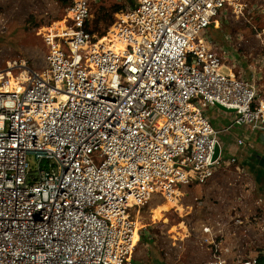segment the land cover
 <instances>
[{"label":"built area","instance_id":"obj_1","mask_svg":"<svg viewBox=\"0 0 264 264\" xmlns=\"http://www.w3.org/2000/svg\"><path fill=\"white\" fill-rule=\"evenodd\" d=\"M239 1L132 0L97 37L93 0H71L62 30L46 27L45 68L20 63L19 88L0 86V264H131L134 212L234 164L220 134L246 130L236 145L248 147L264 134L259 85L225 73L233 51L208 43ZM216 103L233 110L220 130ZM218 237L202 227L203 264H264V244L229 262Z\"/></svg>","mask_w":264,"mask_h":264},{"label":"rangeland","instance_id":"obj_2","mask_svg":"<svg viewBox=\"0 0 264 264\" xmlns=\"http://www.w3.org/2000/svg\"><path fill=\"white\" fill-rule=\"evenodd\" d=\"M65 1L0 0V86L7 81V73L14 78L19 75L20 63L24 62L28 69L36 72L45 68L47 49L40 34L46 27L62 25L71 0ZM130 1L93 0L90 29L97 37L108 31L110 22H114L116 14ZM239 2L243 5L242 13L229 8L207 28L208 43L210 47L232 48L233 58L238 63H226L223 71L253 79L264 98V47L257 37L264 33V0ZM116 9L119 10L114 13ZM230 64L234 67L230 68ZM207 114L211 118L216 110ZM224 114L233 116V113ZM247 142L251 143L250 136ZM236 156L238 160L234 164L217 172L207 184L179 187L178 195L173 196L177 207L160 212L159 207L166 200L154 195L133 213V219L140 225V235L137 242L136 238L134 240L136 247L131 264L151 261L203 264L210 254L201 244L204 226H211L220 235L217 240L222 238L223 248H228L229 254L223 255L229 262L260 249L264 244V164L259 163L257 154L253 159L240 152ZM29 164L35 168L33 158L29 159Z\"/></svg>","mask_w":264,"mask_h":264},{"label":"crops","instance_id":"obj_3","mask_svg":"<svg viewBox=\"0 0 264 264\" xmlns=\"http://www.w3.org/2000/svg\"><path fill=\"white\" fill-rule=\"evenodd\" d=\"M223 49L232 52V50H231L232 48H230V47L229 48L226 47V48H223ZM238 73L239 72H237V74ZM240 74L241 73H239V75ZM244 79H246V78H244ZM214 110H216V114L213 115L211 118L208 117L211 120V123H213L214 128L217 129V130H220V129H223V128L227 127L230 124L232 118L230 116L225 115L224 114L225 112L219 110L216 107L208 108L206 110V115L209 116L207 114V112L209 111V112L213 113ZM219 114H221L222 116L219 115ZM245 131L246 130H242V129H234L231 132V134H230V132L229 133H222L221 134L222 137L220 138V140H221V144L223 146V150L225 152V155L227 157H229V156H235L236 157V161L238 160L237 159V156H236L238 152H240V155H242V156L244 155V157H247L248 156L249 159H253V157H254L255 154H257L259 156V159L260 158L261 159H264V134H262V133H252L251 134V136H250V141H251L250 145H252L251 147H248L246 145L245 146L237 147L236 140L238 138H240L242 136V134L245 133ZM262 164H264V163H262ZM223 246L224 245H222V249H227L228 250V248H223ZM255 253H251L249 255H253ZM227 254H229V250H228V253ZM221 255L223 257H225V255H223V254H221ZM207 256L208 257L205 258V261L206 262L210 259L211 254H209ZM231 258H233V256H231ZM148 264H159V263H156V262L151 261ZM178 264H183V263L181 262V263H178Z\"/></svg>","mask_w":264,"mask_h":264},{"label":"bare ground","instance_id":"obj_4","mask_svg":"<svg viewBox=\"0 0 264 264\" xmlns=\"http://www.w3.org/2000/svg\"><path fill=\"white\" fill-rule=\"evenodd\" d=\"M63 23L64 21L62 22V25H60L59 28H57V26H54L53 29L57 30L58 32H60L63 28ZM57 28V29H56ZM114 29L111 30V32L109 33V35L107 36L106 39L104 40H110V41H113V45L115 46L116 49H121L122 48V44L120 43V41H118V39L116 38L114 32H113ZM56 38H59L58 36ZM7 77V81H6V85L4 86V89H6L7 93L8 92H11V91H14L15 89H18L19 88V81L17 79H15L10 73H7L5 75ZM2 79V77L0 78ZM3 89V88H2ZM176 196L178 195V192H175ZM166 202L159 207V211L160 212H165L168 210V208H174V207H177V199L173 198V197H167L166 199ZM156 211V210H155ZM152 216V215H151ZM159 216V215H158ZM140 228V225L137 223L135 224V231L137 233V229ZM133 236V243H134V240L136 238V242L138 240V237L137 235ZM136 247V245H134Z\"/></svg>","mask_w":264,"mask_h":264},{"label":"water","instance_id":"obj_5","mask_svg":"<svg viewBox=\"0 0 264 264\" xmlns=\"http://www.w3.org/2000/svg\"><path fill=\"white\" fill-rule=\"evenodd\" d=\"M215 107L216 108H218L219 110H221V111H223V112H226V113H232L233 112V110H231V109H226L225 107H223V106H221V105H219V104H215ZM259 163L260 164H262V163H264V159H259Z\"/></svg>","mask_w":264,"mask_h":264},{"label":"trees","instance_id":"obj_6","mask_svg":"<svg viewBox=\"0 0 264 264\" xmlns=\"http://www.w3.org/2000/svg\"><path fill=\"white\" fill-rule=\"evenodd\" d=\"M63 1V3L64 2H66L65 0H62ZM131 2V1H130ZM119 9H116L115 11H114V13H116L117 11H118ZM111 24H112V22H110ZM110 24V25H111ZM90 26H91V23L89 24V31L92 33V34H95V31L94 30H92V29H90ZM104 35V33H102V34H100V35H98V37H101V36H103ZM139 242H141L140 240H139Z\"/></svg>","mask_w":264,"mask_h":264}]
</instances>
